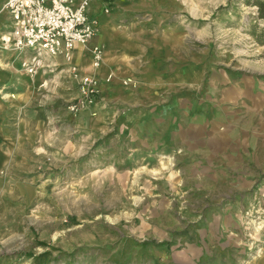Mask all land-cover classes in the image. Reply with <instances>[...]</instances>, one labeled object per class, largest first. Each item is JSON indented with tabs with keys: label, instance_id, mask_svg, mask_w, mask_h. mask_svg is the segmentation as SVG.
<instances>
[{
	"label": "rangeland",
	"instance_id": "374dc122",
	"mask_svg": "<svg viewBox=\"0 0 264 264\" xmlns=\"http://www.w3.org/2000/svg\"><path fill=\"white\" fill-rule=\"evenodd\" d=\"M255 1L116 2L83 105L63 59L0 77V264H264Z\"/></svg>",
	"mask_w": 264,
	"mask_h": 264
},
{
	"label": "built area",
	"instance_id": "2783aa9c",
	"mask_svg": "<svg viewBox=\"0 0 264 264\" xmlns=\"http://www.w3.org/2000/svg\"><path fill=\"white\" fill-rule=\"evenodd\" d=\"M112 0H6L4 9L11 17L9 28L0 35V51L18 57L20 71L34 75L44 69L45 58L61 57L78 81L82 105L97 93L96 79L82 75L72 65L76 46L86 47L97 35L99 23L89 16L92 3L105 5L109 12ZM91 67L102 62L98 46L90 50Z\"/></svg>",
	"mask_w": 264,
	"mask_h": 264
},
{
	"label": "crops",
	"instance_id": "0c3cea01",
	"mask_svg": "<svg viewBox=\"0 0 264 264\" xmlns=\"http://www.w3.org/2000/svg\"><path fill=\"white\" fill-rule=\"evenodd\" d=\"M5 2L6 0H0V35L9 28L11 23V17L9 13L4 9ZM116 2L120 3L121 0H112L108 6V13H105L104 11L105 5L92 3L90 6L89 16L92 19H96L98 21L99 29H101V31L98 34V37L93 41H90L86 47L76 46L74 49L71 64L78 67L83 73L103 75L105 64L104 67L102 66V68L100 70H97L96 72H92V70L90 69L89 66L91 54L89 53V51H87V48H90L95 44H101L104 46V48L105 46L107 47L110 45L108 42V37L112 32L111 29L113 28V23H111L108 15H106L107 17H104V14H109L110 12H112L114 6L116 5ZM58 59L62 58L58 57ZM17 67L19 68V61L16 58L15 54L0 51V77L3 76L4 78H7L8 76L13 75V70Z\"/></svg>",
	"mask_w": 264,
	"mask_h": 264
},
{
	"label": "trees",
	"instance_id": "16d2710c",
	"mask_svg": "<svg viewBox=\"0 0 264 264\" xmlns=\"http://www.w3.org/2000/svg\"><path fill=\"white\" fill-rule=\"evenodd\" d=\"M254 5L257 7L258 18L264 20V2L256 0Z\"/></svg>",
	"mask_w": 264,
	"mask_h": 264
}]
</instances>
